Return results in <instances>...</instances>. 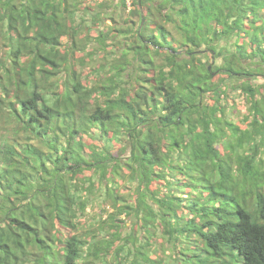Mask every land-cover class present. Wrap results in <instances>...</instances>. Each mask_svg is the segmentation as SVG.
Returning a JSON list of instances; mask_svg holds the SVG:
<instances>
[{
  "label": "trees",
  "instance_id": "obj_1",
  "mask_svg": "<svg viewBox=\"0 0 264 264\" xmlns=\"http://www.w3.org/2000/svg\"><path fill=\"white\" fill-rule=\"evenodd\" d=\"M118 6L130 25L104 30L107 10ZM0 7L8 50L0 118L7 110V123L17 116L38 140L13 149L2 138L0 264H103L110 256L170 264L166 244L175 264H264V0H0ZM118 34L131 40L107 51ZM87 35L115 55L108 68L103 55L89 84L78 54ZM228 87L244 97L243 122L227 113ZM94 192L115 211L108 229L83 238L78 220ZM122 213L137 216L144 239L159 222L150 252L135 244L136 228L122 236Z\"/></svg>",
  "mask_w": 264,
  "mask_h": 264
},
{
  "label": "rangeland",
  "instance_id": "obj_2",
  "mask_svg": "<svg viewBox=\"0 0 264 264\" xmlns=\"http://www.w3.org/2000/svg\"><path fill=\"white\" fill-rule=\"evenodd\" d=\"M126 3H127V6H129V4L131 3V0H126ZM107 12L109 14H107V18L105 19V25H103L104 30H107L108 24H112L114 26L123 27V28H126L128 25H130V22L128 20L129 18H128L127 10L123 11V9L120 6L110 8L107 10ZM2 16H3L2 10L0 7V59L2 61H5L6 60L5 54L8 53V50L6 49L7 46L5 45V43L7 41H4V38L6 36H4L3 32L7 26V20L4 19ZM85 18L87 20L85 22V25H87V23L90 24V26L93 25L92 22H90V19H91L90 15L85 16ZM83 24H84V22L82 23V26H83ZM169 29L172 30L171 28H169ZM86 30H87V28H85V31ZM86 33H88V32H86ZM7 34H8V32H7ZM12 35H13V37H15L16 32L14 31L12 33ZM115 36H116L115 42H114L115 45H113L114 47L108 45L106 47L107 51L113 50L116 46H120L121 42L124 41V40H122V38H123L122 34H118ZM127 36L128 37L126 38V40L124 42L128 43L131 39L129 37L130 35L127 34ZM94 39H95L94 35H87L85 47L82 44H80V47H82V51H78V54L82 55L83 59L87 61L83 65L85 67L84 69H86V74L83 75L84 76L83 81L86 84L94 82V80H97L96 79L97 76H95L93 74L92 70H93V68L98 67L101 63L107 61L104 59L103 55H106L108 58H110L109 62L108 61L105 62L106 63L105 68H108L109 63L112 62L113 59L115 58L114 54H111L108 52L106 54L105 51H102L100 49L101 46L99 44H97V42ZM62 43L63 44L68 43L70 46H73L72 41L67 40V38H65V37L62 38ZM122 48H126V47L124 46ZM89 50H91L94 53V56H92V57L87 56V52ZM128 51L129 52L127 54H130L131 50H128ZM213 64H216V65L222 64L221 56L216 57L213 60ZM59 74H60V72H59ZM63 74H64V72L62 71L60 75H63ZM48 82H56V77L49 78ZM11 87H13V85ZM227 93H228L227 99L229 102V106L227 109L228 115H230L232 117V119L235 121V123H238L239 121L243 122L242 117L244 116L243 114L245 113L244 108L247 106L246 102L244 100V97H242V95L240 94V92L236 88H232V87L227 88ZM8 114H9V112L7 110H5L4 116H2L0 118V150H1V152L4 153V151H2V147H3L2 138H9L10 146H12L13 149H14V144H19V145H25L26 144V145H30V146H35V143L38 140H34V139L30 138L29 131H27L26 129L24 130L21 127V123H19L16 120V119H18L17 116L15 117L16 118L15 121L10 119L8 123L6 122V118H7ZM127 152H128V150H127ZM261 158L263 159V164H264V150L262 152ZM94 181H98V179L95 178ZM103 199H104L103 196L100 195L99 192H94V193L90 194V200L88 201V204L86 206L87 208L84 211H81V215H80V218L78 220V224L80 225V228H81L79 231V234L82 235L84 232H87L90 230H96V232H98L100 230V228H104V229L107 228L108 229L110 220L108 219L107 215H109L110 213H112L115 210H113V208L107 204L105 206L102 205V202H104ZM6 206H7V204L4 202L2 205H0V217L2 216V218H4L6 216L4 214L5 210H6ZM17 213L18 212L15 211L14 215L12 214L13 220H15L16 217L18 216ZM139 215L141 216V214H139ZM117 217L122 218V219L124 218V220H125L123 223V227H122V236H125L127 233L131 232V230L133 231V229H135V228L137 229L133 233L135 236H136L135 233H137V236H140V240L136 241L135 244L140 243L141 245H143V247H142L143 250H147V252H150L151 247L152 246L154 247V245H157V243H158L157 241L159 239H161L160 236H161L162 232H161L160 224L158 221L157 222L155 221L153 223V225L155 227V232L150 235L149 239H146V238L144 239V234H145L144 230L138 228V226L135 225L136 222L138 224L140 223L139 219H137V216L127 218L122 213V214H117ZM134 220L136 222H134ZM106 221H107V223H106ZM103 234H104V232H103ZM135 236H133L132 238H135ZM83 238H85V237L83 236ZM190 240L191 241L185 245L186 247H188V245H190L191 243L194 242L193 239H190ZM127 245L132 249L134 243L128 242ZM161 247L163 248V250H165V248L167 250L166 254L163 253L164 259L167 260L168 263H170V264H175V262L173 260V256L176 253L173 250H170V245H168V244H166L165 246L161 245ZM190 250H192V249H190ZM189 255H191V256L196 255L195 256L196 258L203 259L204 261H212L215 259L213 257H208L206 249L200 250V251L199 250H192L189 253ZM53 256L54 255L51 254L52 258H53ZM205 257H207V258H205ZM130 259H131V256H129V258L127 256L126 259H124V257H122L121 259L115 260V259H113L112 256H110L109 259L107 260V262L106 263L104 262L103 264H130ZM84 261H85V259L81 260L80 263L83 264ZM195 261H197V260H192V261L190 260L188 262H189V264H193ZM86 262H88L87 264H99V259L93 260L92 258H88V259H86ZM21 264H26V263L22 262ZM28 264H31V263H28ZM32 264H35V263H32ZM232 264H237V263L233 262Z\"/></svg>",
  "mask_w": 264,
  "mask_h": 264
},
{
  "label": "water",
  "instance_id": "obj_3",
  "mask_svg": "<svg viewBox=\"0 0 264 264\" xmlns=\"http://www.w3.org/2000/svg\"><path fill=\"white\" fill-rule=\"evenodd\" d=\"M208 68H210V66Z\"/></svg>",
  "mask_w": 264,
  "mask_h": 264
}]
</instances>
